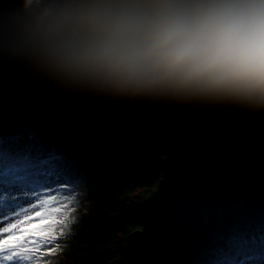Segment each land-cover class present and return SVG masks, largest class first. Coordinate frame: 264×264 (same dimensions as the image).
Listing matches in <instances>:
<instances>
[{
	"label": "trees",
	"instance_id": "trees-1",
	"mask_svg": "<svg viewBox=\"0 0 264 264\" xmlns=\"http://www.w3.org/2000/svg\"><path fill=\"white\" fill-rule=\"evenodd\" d=\"M22 123L72 158L0 178L25 264H194L214 231L264 213V115L91 100L0 63V129ZM65 216L54 242L32 229Z\"/></svg>",
	"mask_w": 264,
	"mask_h": 264
},
{
	"label": "clouds",
	"instance_id": "clouds-1",
	"mask_svg": "<svg viewBox=\"0 0 264 264\" xmlns=\"http://www.w3.org/2000/svg\"><path fill=\"white\" fill-rule=\"evenodd\" d=\"M0 63L91 100L264 115V0H0Z\"/></svg>",
	"mask_w": 264,
	"mask_h": 264
},
{
	"label": "snow or ice",
	"instance_id": "snow-or-ice-1",
	"mask_svg": "<svg viewBox=\"0 0 264 264\" xmlns=\"http://www.w3.org/2000/svg\"><path fill=\"white\" fill-rule=\"evenodd\" d=\"M71 163V155L40 128L22 123L11 130L0 129V178L6 182L24 179V174L33 168ZM73 219L68 216L60 220L48 218L32 225V229L45 243H50L58 238L57 229L47 226L59 224L66 228ZM18 255L24 258V254ZM194 264H264V213L255 219L238 218L214 231Z\"/></svg>",
	"mask_w": 264,
	"mask_h": 264
},
{
	"label": "rangeland",
	"instance_id": "rangeland-1",
	"mask_svg": "<svg viewBox=\"0 0 264 264\" xmlns=\"http://www.w3.org/2000/svg\"><path fill=\"white\" fill-rule=\"evenodd\" d=\"M6 207H0V239L2 241L6 240L7 244H0V264L5 262V257L11 259L15 262V264H25V260L22 258H17L13 250H15V240L17 238V229L11 226L9 223L10 220L17 218L14 214L15 212L23 208L21 205L13 204L10 209H6ZM13 216V217H12ZM3 229H7V231H2Z\"/></svg>",
	"mask_w": 264,
	"mask_h": 264
},
{
	"label": "bare ground",
	"instance_id": "bare-ground-1",
	"mask_svg": "<svg viewBox=\"0 0 264 264\" xmlns=\"http://www.w3.org/2000/svg\"><path fill=\"white\" fill-rule=\"evenodd\" d=\"M4 264H13L12 260H6Z\"/></svg>",
	"mask_w": 264,
	"mask_h": 264
}]
</instances>
